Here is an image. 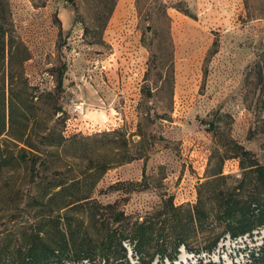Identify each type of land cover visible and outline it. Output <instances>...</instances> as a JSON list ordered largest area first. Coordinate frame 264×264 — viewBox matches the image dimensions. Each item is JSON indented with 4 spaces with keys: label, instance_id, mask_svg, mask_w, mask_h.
Instances as JSON below:
<instances>
[{
    "label": "rangeland",
    "instance_id": "rangeland-1",
    "mask_svg": "<svg viewBox=\"0 0 264 264\" xmlns=\"http://www.w3.org/2000/svg\"><path fill=\"white\" fill-rule=\"evenodd\" d=\"M6 2L11 34L28 53L13 69V90L23 103L33 97L34 112H23L35 118L25 130L28 146L14 139L23 128L19 112L13 132L0 135L1 263L24 264L35 232L48 243L58 237L56 221L64 229L69 219L81 237L86 229L94 239V225L117 228L119 212L123 229L148 219L163 226L156 213L169 198L185 215L210 176L227 179L202 191L233 187L242 177L239 159L228 157L231 141L264 166V0ZM6 72L0 67L2 79ZM1 86L7 97L6 79ZM79 102L83 110L75 114ZM21 148L37 156L33 170L20 160ZM131 154L141 156L117 165ZM57 181L67 186L49 199ZM252 187L246 182L244 192ZM81 196L97 209H60ZM185 224L188 248L180 245L173 256V234H153L147 254L162 241L172 260L156 254L150 264H248L249 250L264 242V226L232 239L211 215L199 226ZM126 257L141 262V254Z\"/></svg>",
    "mask_w": 264,
    "mask_h": 264
},
{
    "label": "trees",
    "instance_id": "trees-1",
    "mask_svg": "<svg viewBox=\"0 0 264 264\" xmlns=\"http://www.w3.org/2000/svg\"><path fill=\"white\" fill-rule=\"evenodd\" d=\"M115 0H110L111 6ZM247 5V0H244ZM108 14L104 18V21L108 18ZM11 21L10 12L6 0H0V67H6L7 72L0 75L1 84L5 79L9 86L7 97H5L3 87L0 89V135L8 128V132L12 133L17 123L16 112L22 116L23 128L19 133V136L14 138L19 143L28 146L27 140H29V134H25V130L28 125L34 120L35 114H32L29 118L23 112V106H31L34 112L33 97H27L23 100H19L13 90V86L16 83L17 77L13 75V69L21 68L23 62L27 59V51L21 43L17 42L11 34ZM20 78V77H19ZM26 87L24 80L21 81V85ZM61 85V74L57 79V86ZM25 120V121H24ZM117 133V131H114ZM48 136V134H46ZM229 148L230 153L228 157L238 158L240 168L243 170L242 177L237 184L233 187L220 188L218 185L214 188L202 191L203 187H213L215 183L225 181L227 177L220 175V172L210 176L204 181L197 191V199L191 209H186L185 215H181L182 207L173 206L171 199H167L165 204L157 211L156 216H160L163 220V226L156 227L154 221L144 220L142 222H134L128 229H123L121 221L124 218L121 212L117 213L114 217L115 222L119 223L115 229H110L105 221L99 225H94L96 237L89 236L87 231H82L83 237L80 236L81 227L73 224L69 219L64 224V229H58L57 221L54 224V234L58 237L51 242H45L42 236L39 235L40 230L35 232L29 243L26 245L23 251L24 264H50L52 262L60 261L64 258L71 262L86 261L88 264H129L126 257L127 252L123 247L122 242L128 241L132 245V253L141 254L140 264H150L156 254H159L161 258L166 257L172 260V256L166 253L167 247L163 246V243L157 240L151 245L154 251L148 255L145 251L146 245H149L153 240V234L160 235L163 232H171L173 234L172 239V252L173 256L177 253V248L182 245L185 249L188 248L185 236V222L192 225H201L205 217L211 215L216 221L223 224V232H226L230 238L244 234H250L254 229L264 226V197L261 195L259 187H264V166L254 158L249 150H246L242 145L231 141ZM127 143L123 139V147L126 148ZM20 160L29 162L30 169L33 170L36 164V158L32 152H29V157L25 154V149L21 148ZM140 154L127 155L123 160L120 159L117 165L123 162H130L134 159L140 158ZM248 180V181H247ZM246 182L252 183V190L244 192V185ZM64 182L57 181L50 187L51 196H61L66 188ZM56 191H52L57 189ZM87 196L77 197L74 199H68L63 202L60 209H66L67 211L81 210L86 205H91V208L99 206L96 202L86 201ZM213 203L209 213L206 211V204ZM109 208L104 206L103 208ZM65 213L64 216L67 214ZM97 214V211L94 212ZM94 217V216H93ZM65 218V217H64ZM183 222V224H182ZM168 224L167 229L164 224ZM220 235H215L204 246V250L207 253L217 245ZM248 264H264V242L261 246L250 249L248 252ZM147 259H143V257ZM0 264H5L1 263ZM198 264H203L199 260ZM207 264H214L208 262Z\"/></svg>",
    "mask_w": 264,
    "mask_h": 264
},
{
    "label": "built area",
    "instance_id": "built-area-1",
    "mask_svg": "<svg viewBox=\"0 0 264 264\" xmlns=\"http://www.w3.org/2000/svg\"><path fill=\"white\" fill-rule=\"evenodd\" d=\"M82 110H83V104L81 102L73 106V113L75 114L81 113ZM122 245L126 249L129 255L132 254V249H131L132 245L128 241H123Z\"/></svg>",
    "mask_w": 264,
    "mask_h": 264
}]
</instances>
